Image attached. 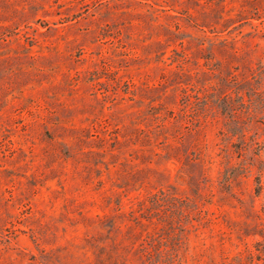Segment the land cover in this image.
Returning a JSON list of instances; mask_svg holds the SVG:
<instances>
[{
    "label": "rangeland",
    "instance_id": "rangeland-1",
    "mask_svg": "<svg viewBox=\"0 0 264 264\" xmlns=\"http://www.w3.org/2000/svg\"><path fill=\"white\" fill-rule=\"evenodd\" d=\"M263 249L264 0H0V264Z\"/></svg>",
    "mask_w": 264,
    "mask_h": 264
},
{
    "label": "trees",
    "instance_id": "trees-1",
    "mask_svg": "<svg viewBox=\"0 0 264 264\" xmlns=\"http://www.w3.org/2000/svg\"><path fill=\"white\" fill-rule=\"evenodd\" d=\"M243 105H246V107H250L249 112H252L255 108V100L252 96H249V98L247 99V102H241L240 103V108L239 111L243 110ZM253 141V140H252ZM249 142L245 139V131H242L240 134V146L241 148L245 151V154L243 155L242 153V159L240 160V162L238 163L237 166H233L231 168H226L223 171L222 174V180L224 181V183L229 182L234 174L237 172L238 174H244V175H249L251 174V172L253 171V158L254 156L252 155V145L253 143L256 144V142ZM157 194H153V196H155ZM152 196V197H153ZM264 250V249H263ZM158 253H162V251H158ZM172 258H174V253H171L170 255ZM163 262L162 257H160V259H158L155 264H160ZM166 264H172V263H166Z\"/></svg>",
    "mask_w": 264,
    "mask_h": 264
}]
</instances>
